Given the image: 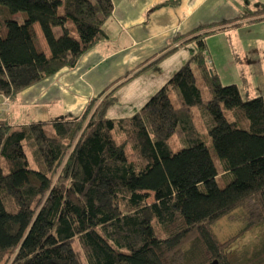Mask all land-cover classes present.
<instances>
[{
	"label": "trees",
	"instance_id": "16d2710c",
	"mask_svg": "<svg viewBox=\"0 0 264 264\" xmlns=\"http://www.w3.org/2000/svg\"><path fill=\"white\" fill-rule=\"evenodd\" d=\"M178 3H159L146 16ZM112 9L111 0H0V95L15 101L74 68L106 38ZM214 26L174 36L79 118L21 126L0 120V264H189L197 246L210 263L230 264L228 241L219 243L211 225L239 208L249 226L264 225V100H244L210 68L204 38ZM188 42L195 44L191 59L140 110L107 117L121 86ZM194 109L230 179L223 188Z\"/></svg>",
	"mask_w": 264,
	"mask_h": 264
},
{
	"label": "crops",
	"instance_id": "0c3cea01",
	"mask_svg": "<svg viewBox=\"0 0 264 264\" xmlns=\"http://www.w3.org/2000/svg\"><path fill=\"white\" fill-rule=\"evenodd\" d=\"M164 1L111 0L112 13L103 25L106 38L74 68H63L23 90L4 113L0 95V120L21 126L79 118L90 100L125 73L155 59L174 36L210 24H215V32L204 38L207 61L221 84H235L244 100L256 96L264 100V12L256 14L264 10V0H179L176 6H162L146 16ZM194 53V42L180 45L155 67L121 86L107 117L119 120L134 115Z\"/></svg>",
	"mask_w": 264,
	"mask_h": 264
},
{
	"label": "rangeland",
	"instance_id": "374dc122",
	"mask_svg": "<svg viewBox=\"0 0 264 264\" xmlns=\"http://www.w3.org/2000/svg\"><path fill=\"white\" fill-rule=\"evenodd\" d=\"M18 20L20 21L19 17ZM36 29L37 31H39L38 27H36ZM37 40L40 44L38 38ZM1 100V110L2 113H4L6 112L5 110L8 107V103L10 104V102L13 103L14 101H10L8 98L3 96L1 97ZM193 111L195 114V124L197 126L199 135L208 150L210 151L215 167L217 168L218 172H221L219 160L214 153L210 137L208 136L206 130L203 128L202 122L197 117L198 111L196 109H194ZM227 116L230 117L229 114H227ZM114 138L117 143H121L124 139L122 135H119L117 133H114ZM172 145L174 148H178L180 144L176 141V139L173 138ZM125 154L129 161H134L133 154L128 145H126L125 147ZM216 180L218 186L220 188H223L229 182L230 179L226 176H223L222 174H219ZM246 215L247 212L244 208L233 210L228 215L215 221L211 225V232L219 243H225L228 241V246L225 251L227 253L228 261L230 262V264H263L264 225L261 224L249 226ZM186 249L192 250L191 246L187 247ZM193 251L196 256L192 260L189 259V264L210 263V261H207L208 257L201 247L197 246L193 249Z\"/></svg>",
	"mask_w": 264,
	"mask_h": 264
},
{
	"label": "water",
	"instance_id": "95a60500",
	"mask_svg": "<svg viewBox=\"0 0 264 264\" xmlns=\"http://www.w3.org/2000/svg\"><path fill=\"white\" fill-rule=\"evenodd\" d=\"M210 264H216L215 262H213V263H210Z\"/></svg>",
	"mask_w": 264,
	"mask_h": 264
}]
</instances>
